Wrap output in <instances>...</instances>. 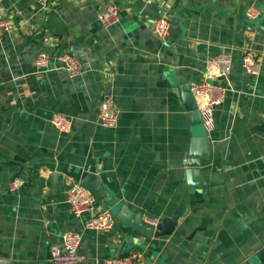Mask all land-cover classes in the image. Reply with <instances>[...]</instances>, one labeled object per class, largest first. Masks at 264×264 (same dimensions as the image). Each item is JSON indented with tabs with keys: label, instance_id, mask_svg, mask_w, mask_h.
I'll use <instances>...</instances> for the list:
<instances>
[{
	"label": "crops",
	"instance_id": "1",
	"mask_svg": "<svg viewBox=\"0 0 264 264\" xmlns=\"http://www.w3.org/2000/svg\"><path fill=\"white\" fill-rule=\"evenodd\" d=\"M115 5L118 23L101 26L97 0H0L10 29L0 42V264H48V248L66 232L81 236V264L135 256L144 264H264V0H101ZM253 5L259 16L248 20ZM164 17V38L153 33ZM73 56L83 72L37 73L40 52ZM251 52L258 73L246 74ZM231 56L215 127L199 176L186 177L193 127L172 77L204 80L209 60ZM111 95L117 124L96 123ZM61 114L67 133L49 123ZM88 174L109 198L142 219L176 223L165 236H148L119 222L108 232L84 228L66 192ZM14 179L22 185L15 191ZM199 184L195 188L192 185ZM107 209V208H106ZM105 209V210H106ZM100 208L94 210L98 214ZM113 214V213H112ZM146 222V221H145ZM158 223V224H159Z\"/></svg>",
	"mask_w": 264,
	"mask_h": 264
},
{
	"label": "built area",
	"instance_id": "2",
	"mask_svg": "<svg viewBox=\"0 0 264 264\" xmlns=\"http://www.w3.org/2000/svg\"><path fill=\"white\" fill-rule=\"evenodd\" d=\"M98 15V20L104 28H109L118 23L117 8L115 5L105 3ZM38 9L47 13L50 11V0H36ZM248 20H256L259 16L253 5H249L245 11ZM10 29L9 23L0 18V42L5 33ZM168 31V23L164 17L158 18L153 26V33L160 38H164ZM242 69L248 75H256L259 69V62L255 55L247 52L242 56ZM33 67L37 73L49 71L52 69H64L70 78L76 77L83 72L82 65L69 55H62L52 59L47 52H40L33 59ZM231 68V56L222 54L208 61L204 80L201 84L193 86L191 92L196 99L198 110L200 112L201 124L208 134L215 127L214 109L221 104L225 94V88L220 85L210 84L208 81H216L218 78L224 79L229 74ZM50 125L59 133H67L70 129V120L61 115L54 114L49 120ZM96 123L103 128H114L117 124V113L115 111L111 95H104L99 101L96 109ZM22 185L20 179H14L9 189L17 190ZM66 202L71 214L75 218H82L85 214H90L89 218L84 219L83 225L87 230L97 232H108L111 230L115 218L111 212L106 209L98 214H94V200L91 194L79 186L72 184L66 192ZM150 225L156 227L158 220L146 219ZM81 236L77 233L66 232L60 236V245H51L48 248V264H81L85 256L77 252ZM102 264H144L135 256L114 257L105 260Z\"/></svg>",
	"mask_w": 264,
	"mask_h": 264
},
{
	"label": "water",
	"instance_id": "3",
	"mask_svg": "<svg viewBox=\"0 0 264 264\" xmlns=\"http://www.w3.org/2000/svg\"><path fill=\"white\" fill-rule=\"evenodd\" d=\"M247 30L252 33L260 32L264 34V27L261 25L248 27ZM223 79V77L218 78V80ZM171 81H173L175 87L178 90L180 100L189 118L190 125L193 127H202L200 112L198 110L196 99L191 92V84L181 78L178 74L172 77ZM208 83L212 84L213 82L208 81ZM203 133V135L198 133L189 141L186 155V177L189 183L195 180L197 176H199L201 160L208 154L209 142L207 133L205 132L204 128ZM79 186L91 194L94 200L93 206L95 208L99 207L100 212L104 211L106 208L110 211L118 203L116 198H109L107 196V192L99 182L97 176L94 174H88L83 179H81V181L79 182ZM192 186L197 188L199 187V184H193ZM112 215H114L119 222L148 236L159 237L168 235L173 231L176 225V223L165 219L156 227H154L145 222L142 219L141 214L132 213L127 208L126 204H122L117 210V213Z\"/></svg>",
	"mask_w": 264,
	"mask_h": 264
},
{
	"label": "rangeland",
	"instance_id": "4",
	"mask_svg": "<svg viewBox=\"0 0 264 264\" xmlns=\"http://www.w3.org/2000/svg\"><path fill=\"white\" fill-rule=\"evenodd\" d=\"M113 214H114V211H113Z\"/></svg>",
	"mask_w": 264,
	"mask_h": 264
}]
</instances>
